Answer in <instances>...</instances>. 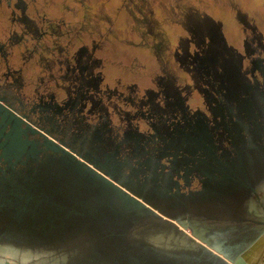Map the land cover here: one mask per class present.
<instances>
[{
    "label": "flooded vegetation",
    "instance_id": "1",
    "mask_svg": "<svg viewBox=\"0 0 264 264\" xmlns=\"http://www.w3.org/2000/svg\"><path fill=\"white\" fill-rule=\"evenodd\" d=\"M114 1L0 0V244L137 251L135 229L180 219L245 259L264 238V22L236 0L218 17L175 0L157 20L143 0ZM50 36L59 66L26 44ZM129 38L154 53L144 81L110 57ZM92 170L157 214L122 210ZM186 242L164 260L226 264Z\"/></svg>",
    "mask_w": 264,
    "mask_h": 264
},
{
    "label": "rangeland",
    "instance_id": "2",
    "mask_svg": "<svg viewBox=\"0 0 264 264\" xmlns=\"http://www.w3.org/2000/svg\"><path fill=\"white\" fill-rule=\"evenodd\" d=\"M144 4L142 9L145 11H149L156 20L159 19L163 13L171 12V5L175 0H143ZM183 1V0H181ZM229 0H187V2L194 4L198 7L202 12H205L207 15L211 17H218L224 11V7L226 2ZM240 3L241 7L245 10H248L252 15H256L262 22H264V0H236ZM112 7L115 5V1L112 0ZM159 26L161 23L159 21ZM127 34L128 31H127ZM131 34L136 37V32L131 31ZM138 35V34H137ZM140 39V36L138 37ZM133 41V39H132ZM135 42V39H134ZM117 41L112 46V51L110 53V57L116 58L117 61L123 62L120 67H117V71L121 70L124 75H128V78H135L137 81H144L148 75L147 73L150 71V66L153 64V56L154 53L152 48L147 49L137 48L132 46L134 43L130 41V38L127 41H122L120 46L116 45ZM161 54V52H157ZM142 62L143 67H139L140 65H136L137 61L135 58ZM145 67V68H144ZM133 76V77H132ZM175 220V219H174ZM176 221V220H175ZM179 227V228H178ZM177 229L186 230L190 233V242H195L197 244V248L204 247L200 244L197 235L194 238L193 233L187 227H184L182 224L178 225ZM176 225L169 222H157L155 224H145L140 230L143 233L140 235L145 238H153L155 239L156 235H161L164 240H170L173 236H169L171 233L176 232ZM187 235V234H186ZM192 239V240H191ZM197 239V240H196ZM83 244L81 239L76 240V243H65L64 241H55L50 243L49 246H39L31 248L28 245H18V244H0V264H5L7 261L11 263L18 264L19 261L25 264H48L55 258H63L67 256L66 262H61V264H82L79 261L81 253L85 251L87 244ZM165 244H169L165 242ZM17 247H11V246ZM195 245V244H194ZM207 245V244H206ZM85 249V250H84ZM247 264H264V238L263 241H260L258 244L254 246L246 255H245ZM20 263V264H22ZM51 264V263H50ZM54 264V261L53 263Z\"/></svg>",
    "mask_w": 264,
    "mask_h": 264
},
{
    "label": "water",
    "instance_id": "3",
    "mask_svg": "<svg viewBox=\"0 0 264 264\" xmlns=\"http://www.w3.org/2000/svg\"><path fill=\"white\" fill-rule=\"evenodd\" d=\"M55 14L53 11H49V18H54ZM58 38V37H57ZM55 38L53 39L51 36L49 38H45L42 42L34 41V40H29L26 42V44L29 46V48H32L35 50V58H46V56H49V54L52 55V59H55V66H59V60L57 59V54L55 53H47L48 48L52 47L55 45L56 42L63 43L64 40L61 38ZM55 40V41H54ZM61 91H65V88L61 86ZM61 93V94H63ZM93 174L95 175L96 178L102 180L106 186L111 189L115 196L122 201L121 206H119L122 210H133L137 208L144 209L150 213L157 214V211L147 202H145L142 198L139 196L129 192L128 190H125L121 186H119L115 181L113 180L112 177H109L107 175H104L102 173H99L95 170H92ZM113 202H115L114 199H112ZM164 221L163 223L169 224H175L176 225V232L180 233L179 238L174 239V237L170 240H164L163 237H156L155 239L153 238H144V250H135L136 247L134 248H129V245H124V246H119L117 244H113L110 248L115 249L118 252H115L114 254H108V255H87L84 253H81L79 257V261L82 264H168L167 261L164 260V249L165 248H178L182 249L186 247V241L190 240V236L186 230H181L177 229L178 225L182 224L184 227L186 225L180 220V219H161ZM145 225H143L144 227ZM142 228V227H141ZM141 228H137L134 230V233L140 237V235L143 233L141 231ZM179 228V227H178ZM175 232V233H176ZM187 234V235H186ZM195 232H193L194 238ZM197 235V234H196ZM199 237V236H198ZM201 239V242H204L208 245V247L212 248L214 251H216V257L226 263V264H247L246 260L244 259L243 256L238 257L237 259H232L230 256L227 254L221 252L218 248L211 246L205 239L202 237H199ZM192 240V239H191ZM165 242H168L172 245L170 246L169 244H165ZM200 244L202 245V243ZM194 246H197L195 242H193ZM203 246V245H202ZM98 248V247H97ZM205 248V247H202ZM147 249H150V251H147ZM212 250V251H213ZM213 253V252H212ZM215 255V254H214ZM58 259V263L61 264V262H66L67 261V256H64L63 258H55L54 260ZM48 262V264H52L53 261ZM155 263H154V262ZM22 263L21 261L18 262V264ZM5 264H14L11 263L10 261H7ZM25 264V263H22Z\"/></svg>",
    "mask_w": 264,
    "mask_h": 264
},
{
    "label": "bare ground",
    "instance_id": "4",
    "mask_svg": "<svg viewBox=\"0 0 264 264\" xmlns=\"http://www.w3.org/2000/svg\"><path fill=\"white\" fill-rule=\"evenodd\" d=\"M11 247L13 248V247H17V246H14V245H13V246H11ZM54 264H59V263H58V259L54 260Z\"/></svg>",
    "mask_w": 264,
    "mask_h": 264
}]
</instances>
